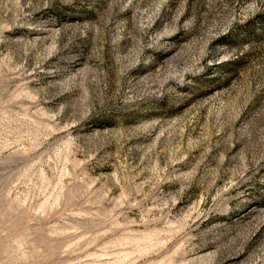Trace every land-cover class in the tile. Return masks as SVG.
<instances>
[{"label":"rangeland","instance_id":"rangeland-1","mask_svg":"<svg viewBox=\"0 0 264 264\" xmlns=\"http://www.w3.org/2000/svg\"><path fill=\"white\" fill-rule=\"evenodd\" d=\"M0 264H264V0H0Z\"/></svg>","mask_w":264,"mask_h":264}]
</instances>
